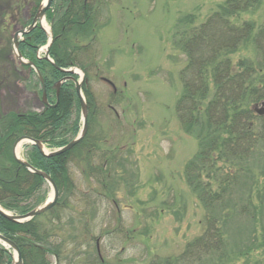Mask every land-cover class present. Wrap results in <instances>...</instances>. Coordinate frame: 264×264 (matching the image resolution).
<instances>
[{
	"label": "rangeland",
	"instance_id": "1",
	"mask_svg": "<svg viewBox=\"0 0 264 264\" xmlns=\"http://www.w3.org/2000/svg\"><path fill=\"white\" fill-rule=\"evenodd\" d=\"M34 1L0 0L5 8L0 17V115L42 109L40 80L13 48L14 33L32 22ZM226 1L74 0V11L86 4L91 15L85 29L62 31L59 46L63 58L73 52L66 68L74 66L79 74L73 78L86 105L87 132L82 144L69 151L71 189L59 192L57 204L33 218L50 248L49 264H264V142L257 144L254 158L243 155L240 161L220 148L207 158L201 155L207 134L219 133L209 122L227 107L214 95L218 72L213 61L203 74L208 75L204 94L190 99L196 120L177 112L184 96L181 73L188 64L179 39L212 15L226 14ZM62 2L52 6L53 20L36 22L52 42L55 31L61 33L56 24L66 12ZM263 19L264 0L226 18L233 26H258ZM45 51L44 46L39 55ZM228 58L255 64L253 44H243ZM257 77L255 88L260 87ZM54 100L52 95L49 102ZM75 101L81 124L76 94ZM262 104L253 106L254 116L246 119L252 134L264 122L256 111ZM31 146L19 141L15 153L27 160ZM219 174L232 179L231 193L216 182ZM196 183L209 185L207 194L199 197ZM44 188L47 202L52 189ZM211 195L216 206L209 210L203 200ZM214 231L220 247L211 236ZM204 236L212 249L203 239L184 255L189 243Z\"/></svg>",
	"mask_w": 264,
	"mask_h": 264
},
{
	"label": "trees",
	"instance_id": "2",
	"mask_svg": "<svg viewBox=\"0 0 264 264\" xmlns=\"http://www.w3.org/2000/svg\"><path fill=\"white\" fill-rule=\"evenodd\" d=\"M255 1L227 0L224 5L227 15L222 13L218 17L217 14H214L199 27L188 28L183 38L179 39L188 55V64L181 73L184 96L178 103L177 112H188V118L191 117L189 121H193L194 117L191 115L194 105L190 99L204 94V89L207 88L204 79H207L208 75H205L204 78L203 74H207L209 71L211 61L214 62L213 68L218 72L215 80L218 90L215 89L214 95L218 96L219 103L224 100L227 104V107L219 111L218 115L213 117L212 122H209V124H214L219 133L216 137H214L215 134H207L206 142L201 144V155L205 158L210 156V152L215 148H220L228 155V158H236V161H240L244 157L243 155H250L251 158H254L257 144L264 142V122H261L260 132L257 131L256 134H252L249 129L250 122L246 120L249 116H254L251 108L256 103H264V19L258 26L251 22L243 23L241 26H233L226 20L228 16H233L240 10L252 6ZM39 2L40 0H35L31 3L33 8L30 11V18L34 15ZM64 2L66 12L59 16L61 18L56 24L61 33L58 34L54 30L53 42L49 48V56L57 66L63 68L67 66L66 64L69 62L67 60L71 58L73 52L71 50L66 51L65 58L62 57L59 46L62 31H67L69 26L80 30L85 29V21L89 19L88 15H91L86 4L78 6V10L74 11V0H64ZM64 2H62L63 6ZM79 2L76 1L78 4ZM52 6H56V0L52 1L51 7L46 11V17L50 21L53 20ZM4 9L0 6V12ZM2 15L3 12L0 13V17ZM222 20L225 22H221ZM60 22L63 26L60 25ZM185 35L189 37L187 38ZM46 41L47 34L41 27L36 26L19 40L18 48L21 55L27 61L33 62L43 76L45 74L46 77L49 76V79H45V83L47 90L51 92L50 96L53 95L54 97V90H52L51 85L63 74L44 57L38 56L39 48ZM243 44H253L255 64L245 59L232 63L228 58L230 54L236 53ZM197 63V70L193 72ZM31 73L34 74V71L31 70ZM254 76H258L257 81L260 83V87H254ZM72 86L69 82L62 84L58 102L54 107L42 104L40 111H12L0 115V206L12 214L27 213L43 203L46 196L44 179L29 172L14 160L11 154L12 144L20 136H29L41 141L47 147L55 149L64 146L75 136L79 131V117L76 114L77 102ZM242 98L246 102L242 101ZM48 100L51 101L49 96ZM209 108H211L210 105L205 109V113L208 114V118L205 117V123L210 120ZM73 114L76 115L75 118H71ZM257 118L259 120L264 118V111L261 114L258 113ZM195 120L196 118H194ZM84 140L85 137L76 146L82 144ZM69 151L47 157L43 156L35 146H31L27 161L35 168L47 173L59 192H69L71 189V179L67 168ZM217 176L219 178L215 180L222 187L223 192L231 193L232 179L229 180L227 176V178H222L221 174ZM195 185L199 197L207 194L205 188H208L209 185L202 188L198 183ZM211 197L212 195L207 197L208 201L203 200V205H206L209 210L216 206L210 202ZM221 200L218 198L216 202L222 204L223 201L221 202ZM0 234L12 240L19 248L22 264H49L47 255L50 253V248L46 247L43 235L33 219L17 223L0 216ZM211 236L217 238L215 242L220 247L217 244V233L214 231ZM203 239L208 248L212 249L211 239L204 236L193 243H189L185 248L184 255L189 256L195 245L200 244ZM0 264H12L11 251L1 245Z\"/></svg>",
	"mask_w": 264,
	"mask_h": 264
},
{
	"label": "water",
	"instance_id": "3",
	"mask_svg": "<svg viewBox=\"0 0 264 264\" xmlns=\"http://www.w3.org/2000/svg\"><path fill=\"white\" fill-rule=\"evenodd\" d=\"M51 1L52 0H44L43 4L37 10L36 14L34 15V17L32 19L31 24L28 26L27 29H21V30H19V31L14 33V36H13L14 50L16 51V54H17V57H18L19 61L22 62V63H26V62L22 60V56H21L20 52L18 51V40H17V37H18L19 34H24V33H27L28 31H30L33 28V26H35V24H36V22L38 20L43 19L44 13L49 8ZM27 64L33 66L32 62H29ZM57 69L62 71V72L74 73L73 70H66V69H62V68H59V67H57ZM37 74H38V77L40 78V80L42 82V87H43L42 100H43L44 103L48 104V102L46 100L45 84H44L43 79H42V77H41V75L39 74L38 71H37ZM57 87L58 86H56V89H57ZM75 90H76V93H77V96H78V99H79L80 109H81V113H82V117H83V123H82V128H81L80 132L78 133V135L74 139H72L70 142H68L65 146H63V147H61V148H59L57 150H54L52 152L43 151V148H42L41 143L39 141L33 140L31 138H28V137H20V138H18L15 141V143L13 145V156H14L15 160H17V162H19L21 165H23L25 168H27L30 172H33V173L41 176L50 185V187L52 188V195H51V198H50L49 201L45 202L43 205H41L39 207H36V208L30 210L29 212H27L25 214H10L9 212L3 210L0 207V215L4 216L8 220L16 221V222H23V221L30 220L32 217L46 212L51 207H53L54 204L56 203L57 197H58V191H57V188H56L54 182L52 181V179L45 172L40 171V170L32 167L25 160H22L21 158H19L16 155L15 150H16L17 143L19 141H22V140L31 141L32 143H34L36 145V147L39 149L40 153L43 154V155H46V156H54V155L63 153L65 151L69 150L71 147H73L84 136V134L86 132V128H87L86 105H85V102H84V100H83V98L81 96L80 86H79V83L77 81H75ZM0 242H2L3 244L8 245L13 250L14 260H13L12 264H22V259H21V256H20V252H19V249H18V247L16 245L11 240L5 238L1 234H0Z\"/></svg>",
	"mask_w": 264,
	"mask_h": 264
},
{
	"label": "flooded vegetation",
	"instance_id": "4",
	"mask_svg": "<svg viewBox=\"0 0 264 264\" xmlns=\"http://www.w3.org/2000/svg\"><path fill=\"white\" fill-rule=\"evenodd\" d=\"M62 77H65V76H62ZM63 82H64V79H62V81H60V86L59 87H57V89H56V91H55V99H56V97H57V102H58V99H59V91H60V88H61V86H62V84H63ZM46 89H47V87H46ZM57 93V94H56ZM51 92L49 91V90H47V97L49 96L50 97V99H51ZM55 101V100H54ZM51 103V102H50Z\"/></svg>",
	"mask_w": 264,
	"mask_h": 264
},
{
	"label": "bare ground",
	"instance_id": "5",
	"mask_svg": "<svg viewBox=\"0 0 264 264\" xmlns=\"http://www.w3.org/2000/svg\"><path fill=\"white\" fill-rule=\"evenodd\" d=\"M75 71H77L76 69H75ZM18 148V147H17ZM17 152H18V149H17ZM45 181V180H44ZM45 183H46V181H45ZM1 207V206H0ZM4 210V209H3ZM1 216V215H0ZM4 217V216H3ZM5 218V217H4ZM7 219V218H6ZM8 220V219H7ZM9 221H11V220H9ZM13 222H16V221H13ZM17 223H19V222H17Z\"/></svg>",
	"mask_w": 264,
	"mask_h": 264
}]
</instances>
